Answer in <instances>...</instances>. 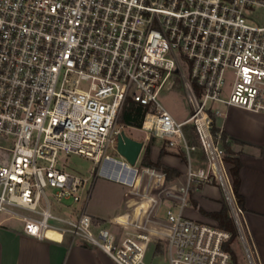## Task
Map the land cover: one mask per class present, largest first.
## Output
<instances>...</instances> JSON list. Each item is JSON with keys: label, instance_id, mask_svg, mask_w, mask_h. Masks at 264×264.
Returning a JSON list of instances; mask_svg holds the SVG:
<instances>
[{"label": "built area", "instance_id": "built-area-1", "mask_svg": "<svg viewBox=\"0 0 264 264\" xmlns=\"http://www.w3.org/2000/svg\"><path fill=\"white\" fill-rule=\"evenodd\" d=\"M175 75L191 106L181 121L159 98ZM127 101L143 108L146 139L162 138L186 157L184 182L161 190L163 198L148 190L165 185L162 172L108 154ZM216 103L264 112V0H0V226L20 221L27 235L68 237L116 264H146L153 238L163 241L168 264H232L230 231L181 213L192 182L215 178L248 262L258 264L222 161V129L212 128L222 113ZM197 150L205 167L192 166ZM68 153L108 177L119 162L131 167L133 176L112 179L139 200L95 222L86 203L96 167L90 177L66 171ZM144 175L148 188L139 192ZM164 198L179 210L157 217Z\"/></svg>", "mask_w": 264, "mask_h": 264}, {"label": "crops", "instance_id": "crops-1", "mask_svg": "<svg viewBox=\"0 0 264 264\" xmlns=\"http://www.w3.org/2000/svg\"><path fill=\"white\" fill-rule=\"evenodd\" d=\"M214 125L220 127L229 138V149L240 160L239 190L244 197L246 208L242 213V219L258 264H264V112H252L235 106L224 107L221 115L214 117ZM231 139L233 140L231 141ZM194 155L196 157V153ZM161 161L177 169L184 178L186 170L184 162L179 159L173 160L169 154L163 155ZM117 164L118 167L109 173V177L101 173L99 175L117 182L112 179L115 177L114 171H118L120 168V164ZM133 173L131 176H133ZM96 179L93 180L90 189L86 211L93 218L106 221L105 219L109 220L125 209L120 208L119 211L107 216L101 213L98 204L91 201ZM178 180L179 183H183L179 177ZM136 181L135 184L138 186L140 178ZM175 184L177 185V183ZM191 187L193 188L187 193V204L185 206H194L193 202H195L197 206L207 212L218 211L221 208V200L226 197L221 185L210 182L201 185L193 184ZM145 203L144 201L142 205L145 206ZM195 208L186 211L181 208V213L199 221L216 223L214 219L198 211L197 207ZM49 236L54 239L59 238L58 234ZM0 264L116 263L103 251L78 242L70 243L68 237L60 242L49 238H36L27 235L22 231L20 221L10 220L0 226Z\"/></svg>", "mask_w": 264, "mask_h": 264}, {"label": "rangeland", "instance_id": "rangeland-1", "mask_svg": "<svg viewBox=\"0 0 264 264\" xmlns=\"http://www.w3.org/2000/svg\"><path fill=\"white\" fill-rule=\"evenodd\" d=\"M175 84L174 86L169 89V90H164L160 93V101L163 107L171 113V115L175 118L177 121H181L185 119L186 117L189 116L191 112V106L189 102L187 101L186 95H185V90L182 85V80L179 78V76L175 75ZM227 82L225 84V91L227 90L229 84V77L227 76ZM130 101H127V104ZM217 108H219L221 111L225 107L224 105L220 103L214 104ZM122 124V122H121ZM123 131L126 135L137 139V140H142L143 141V148L140 152V155L136 162L134 163L133 167L134 168H140V166H145L140 164V158L143 153V150L145 148V145L147 144L148 140L146 139L147 132L140 129L139 127H134V126H129L123 124ZM188 136V135H187ZM163 150V154L160 155V151ZM108 154L113 157L116 160L123 161L124 159L115 151L109 149ZM165 154H169L170 158L174 159H179L180 161L184 162L186 164V157L182 152L176 147L171 144H169L167 141L163 140L162 138H159L157 136H154V138L151 140L149 143V157L151 160H157L159 159L161 161V157ZM195 153H192V166L197 167V166H202L205 167V159L203 156V153L201 150H197L196 152V157L194 155ZM61 167L62 169L69 171L71 173L80 175L82 177H90L95 164L93 163L92 160L89 158H86L82 155L76 154V153H68L63 156H61ZM150 167V166H147ZM154 168V167H151ZM99 169L100 166L96 167L95 174H96V183L93 189V195H92V202L97 203L98 206L100 207V211L104 216H107L113 212L119 211L120 208L122 209H128L135 201L139 200V196H130L126 194L125 189L127 185L123 186L122 184H119L111 179H108L106 177H103L99 175ZM157 171H160L156 169ZM161 172V171H160ZM98 175V176H97ZM185 175V174H184ZM180 180L184 182L183 176L179 175L178 176ZM178 177L171 180V181H166L165 179V185L162 186V188H155L154 185L147 187V178L146 176L140 177V185L138 187L139 192H142L143 189L146 187L149 190L150 195H159L161 198L164 197V191H161L165 189L168 185H172L173 183H177V186L180 185ZM94 178V179H95ZM93 179V180H94ZM137 182V181H136ZM211 182H216L218 185H220V182L218 179H213ZM202 183L206 182H192V184L196 185H201ZM210 183V182H208ZM93 185V182L91 184V187ZM49 189V188H48ZM161 192V193H160ZM226 202H227V197ZM53 207L56 205V202L54 199H52ZM73 206H76L78 204H73ZM228 205V202H227ZM58 206H60L58 204ZM167 207H171V209L174 212H177L179 207L177 205H171L170 201L167 199H163V202L161 203L159 207V212L157 217L159 216H164L165 209ZM229 207V205H228ZM184 211L190 210L195 208L192 205L185 206L183 207ZM64 210V213H66L65 208H61ZM196 209V208H195ZM230 211V209H229ZM161 218V217H160ZM195 219V218H194ZM106 221L108 219H105ZM198 220V219H197ZM9 222V221H8ZM241 222V220H240ZM250 244V242H249ZM155 245V249H152ZM251 245V244H250ZM149 248L145 257V263L146 264H168V261L164 258L165 252H164V245L163 241L160 239L153 238V240L149 243ZM159 248V250L156 249ZM233 254L235 256V260L237 264H249L248 258L245 253V249L243 247L242 241L239 237V235H235V237L232 238L231 240V245H230ZM255 257V256H254ZM256 261V258L254 259ZM257 264V262H256Z\"/></svg>", "mask_w": 264, "mask_h": 264}, {"label": "trees", "instance_id": "trees-1", "mask_svg": "<svg viewBox=\"0 0 264 264\" xmlns=\"http://www.w3.org/2000/svg\"><path fill=\"white\" fill-rule=\"evenodd\" d=\"M142 116H143V108L138 106V105H135L133 102H128V104L126 103L123 106V108L121 109L118 121H119V123L122 122V125L125 124V125H129V126L140 127L141 121H142ZM212 128L214 131L217 129V127L215 125H213ZM153 138H154V136L151 135L147 139L148 142L145 145V148H144L143 153L141 155L140 164L145 165V166L154 167L155 169L160 170L164 174L166 181H171V180L175 179L176 177H178L180 175V172L177 169L163 163L159 159H157V160H151L150 159V157H149V143L151 142V140ZM221 139H222V144H223L222 161H223L225 171H226L228 179H229V183H230V187H231V190H232V193L234 196L235 204L242 211H244L246 209L245 205H244V197L240 193V190H239V186H240L239 170L241 167V163H240V160L237 157V155L231 149H229V141L230 140L223 131L221 132ZM232 140L233 139H231V141ZM192 142L197 144L195 138H192ZM163 152L164 151L161 150L160 155H162ZM204 159H205V157H204ZM191 186H193V184H191L189 186L187 193H189L191 191V189L193 188ZM193 205L195 207H197L198 211H200L201 213H203V214L211 217L212 219H214L216 221V224L219 227L229 230L231 233L229 243H231L232 238L235 237V235H237V229L235 227L234 220L230 215L229 207L227 205L225 198H223L221 200V208L218 211L207 212V211L203 210L202 208H200L199 206H197L195 202H193ZM93 219L95 222H103L104 221L103 219H100V218H93ZM240 220H241L245 235L247 237V240L249 242V236L247 234V231H246V228H245V225H244V222H243L241 215H240ZM156 249L159 250V248H157V247H156ZM229 249H230V252L232 254V264H237L231 247H229Z\"/></svg>", "mask_w": 264, "mask_h": 264}, {"label": "water", "instance_id": "water-1", "mask_svg": "<svg viewBox=\"0 0 264 264\" xmlns=\"http://www.w3.org/2000/svg\"><path fill=\"white\" fill-rule=\"evenodd\" d=\"M143 148V141L134 139L124 133L122 130L116 141V152L124 159L128 165L132 166L138 159L140 152ZM227 187V186H226ZM229 192V191H228ZM229 194V193H228ZM230 197H227V202L229 204ZM237 222L238 228H240V223L238 218H234ZM240 237L244 240V233L240 231Z\"/></svg>", "mask_w": 264, "mask_h": 264}, {"label": "bare ground", "instance_id": "bare-ground-1", "mask_svg": "<svg viewBox=\"0 0 264 264\" xmlns=\"http://www.w3.org/2000/svg\"><path fill=\"white\" fill-rule=\"evenodd\" d=\"M119 164H120V168H119V170L118 171H114V176L115 177H120V176H124V175H126V176H130L131 177V175H132V173H133V171H132V169H131V167H125L123 164H121L120 162H119ZM225 191H226V194L227 195H229L228 194V190H226L225 189ZM47 236H49V235H55V234H58V233H56V232H53L52 230H48L47 231ZM59 235V234H58ZM60 237V236H59ZM50 238H52V237H50Z\"/></svg>", "mask_w": 264, "mask_h": 264}]
</instances>
